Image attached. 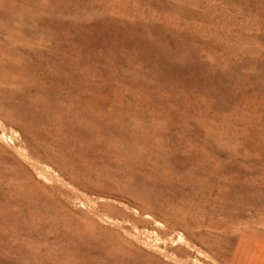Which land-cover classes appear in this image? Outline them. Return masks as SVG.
I'll return each mask as SVG.
<instances>
[{
	"label": "rangeland",
	"instance_id": "374dc122",
	"mask_svg": "<svg viewBox=\"0 0 264 264\" xmlns=\"http://www.w3.org/2000/svg\"><path fill=\"white\" fill-rule=\"evenodd\" d=\"M0 264H264V0H0Z\"/></svg>",
	"mask_w": 264,
	"mask_h": 264
}]
</instances>
